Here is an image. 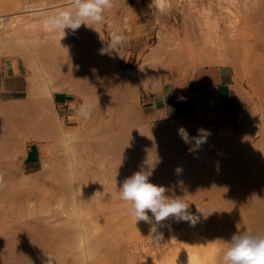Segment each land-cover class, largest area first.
<instances>
[{"label": "rangeland", "instance_id": "1", "mask_svg": "<svg viewBox=\"0 0 264 264\" xmlns=\"http://www.w3.org/2000/svg\"><path fill=\"white\" fill-rule=\"evenodd\" d=\"M136 1L138 0H133V4ZM150 1L152 3V0ZM222 1H226V3ZM222 1L220 4V0H168V2L170 3V7L166 10V12L161 13L163 16L160 15V13L156 16V22L152 29V37L149 38V42H147L146 44L127 43L128 36L132 34L131 29L132 25L134 24L132 10L130 9L131 6L129 5L128 0L127 7L124 6L125 8L123 7V10L121 9L122 5H120V9H116L118 12H115V14L109 12L107 13L106 11L105 20L102 22L103 24H101V29L103 32L102 44H106L108 46L111 43L113 33L116 34L118 32L117 34H122L126 38L125 42L120 44L122 47L120 48V45H118V47L115 48L116 50H112L114 51V53L110 49V54L112 53L111 55H113L115 54V52H118V56L120 55L122 59V63L119 65L120 72L122 70V72L125 71L124 73H132L135 76L133 81L134 83L130 88L128 87L127 89L126 86H123L124 88L120 87V90L117 88H112L113 84L110 83H113V77H109L110 75L105 74V72L103 74V71L100 70L99 72H102V75H100L101 73H98V76H100L99 79L102 78V82L104 80V83H102L98 79L99 82H101V85L99 82H96V85L91 84L92 91L91 88L87 89L86 85H83V87L82 85L78 84L80 85L79 88L82 87L81 89H79L75 85L76 83L72 84L75 86L71 85V87H74L75 89L78 88L79 90L77 89V91H86L80 96V110L81 113L84 109L88 110L89 115L87 118H85L81 114L82 121H80V123L78 124V126H80L77 127L78 130L76 129V131H78V136H76V141L74 142V144H77L76 146L79 147L78 151L83 155V157L86 158V154H88L87 156L92 160H90V164L93 162L91 166L89 165V167L91 168L90 170H93L94 172H91L93 176L90 174L92 182L90 181L91 183H89V188L93 190L90 191L89 189V193L93 194L95 190L100 191L103 187L105 188V185H102L103 187L99 185V183L104 184L101 169L102 164L105 165L107 169V177L109 176V178H107L108 183H119L120 179L123 178V175L122 177H120V168H123L124 170L127 165L130 166V164L132 163V166L130 167L132 169L130 172L131 176L138 171L148 172L150 173L149 182L153 183L154 181L155 185L157 184V186L161 182L157 179L156 176L157 174H159L158 170L160 169V167L163 166V171L166 169L163 174L164 176L166 174V183L163 182L164 185L162 187H164L167 191L169 190L168 192H165V196L170 199H180L183 202L189 204L188 211L194 216L199 217L195 225H192L186 221L177 220L174 217L168 218L161 224L156 225V222L150 212L148 213V215L152 221L151 223L142 220L137 221L134 216L129 214L128 203L122 201L121 199H117L115 201L102 200L100 203H92L90 199H88L87 204L86 206H83L81 213L76 214L74 210L75 204L72 201L74 197L70 196V192H68L67 190L56 191L54 188L48 187L52 179L55 180V174H53L51 170L48 171L49 169L46 170L43 165V163H45L46 161L45 157H48V155L50 154V163L52 164V166L54 165V168L60 169L56 176L58 180L57 185H65L67 183H70V185L72 184L73 176L71 166L64 160L66 146L61 143L62 141H59L60 138H58L59 140L56 138L52 142H50L49 140L40 141L41 157L40 162L37 164L38 170L32 171L30 174H25L23 165L19 163L22 159L18 161V167L20 168V170H18L19 168H17V172L22 175V178L24 179L23 184L30 175H39L40 173H42V175L38 177V183H34L33 186L35 187L31 189L32 186L29 185L31 193H26L28 195L27 199H25L24 202L19 199H14L12 205L22 204L24 208H29V206L32 205V207H34V204L38 205V199L41 196L47 195L48 193L52 194L54 198L52 197L53 199L48 201L47 204L41 208H38L36 205L35 209L33 210L26 209L27 212L24 213V215L22 214L21 216H16V221L20 224L37 221L39 225H42L44 227H47V222H49L51 225L62 227L65 233L64 242L62 243L66 248V252L64 255L69 259V264H102L99 259L102 255V251L104 250V248H106L107 244H111V242L113 241V238L111 237V231L113 228H121L120 230L122 231V234L119 236L120 240L117 241L122 249L120 251H117L116 254L117 256L123 257V264H128L129 262L130 264H172L174 260L182 256L188 248L201 253L207 251L210 259L212 258V255L210 256V254L213 253L215 257H213L212 262L213 264H218V258L221 250L226 249L228 246L227 242L231 240L229 230H234L237 233L247 232L245 231L247 230L246 228H244L245 226L240 227V225H238L237 223H226V221H224L225 218L223 219V217L228 218L231 215V211L229 210V202L231 201V198H234L236 196L235 194L237 191L243 193L242 196L245 197V193H247L248 190L252 189L250 185L254 181L247 179V181L249 182L247 183L245 181L247 175L246 177H243L246 174L244 171V169H246L244 168L246 167L244 163L245 158L247 159V157L249 156L250 150L254 151L255 149L260 148L258 151L255 150L256 153H259L260 151L264 152V48L260 40L256 38V28L244 22V18L246 17L247 13H249L250 11L252 12L255 9L262 10L264 9V7H233L232 5L229 7V3H227V0ZM224 4L226 5L224 6ZM187 5H189V7ZM52 8L54 9L55 7ZM111 14L114 17H111ZM122 17L124 18L122 19ZM114 22L115 25L112 26ZM213 26L216 27V29L213 28ZM81 27L82 26H80L78 30H75L73 40L74 42L76 41V43L78 42V44L81 45V48H79L78 46L79 50L81 49V52H85L87 51L84 50L87 49V38L86 35H84L85 29L83 30L81 29ZM83 28H85L84 25ZM69 31L72 32L73 30L69 29ZM211 31H213L214 34ZM80 33L83 35H81ZM78 34H80L81 36ZM81 39L84 41H82ZM91 40V46L94 48V52L97 53L100 49L99 38L97 39V37L94 36ZM188 43L194 45L196 52L198 51L203 53L204 51L203 56L210 57L213 55L217 56V59L212 63H205L206 65L203 63L195 64L193 62V59L184 52L185 54L182 58H179V60H172L171 62V60L169 59L170 57L168 58V53L170 54L171 49L176 48V46H178L179 44L182 45V47L184 46L182 48L183 50H185V48L187 50L189 45ZM0 57H7L6 51L1 48ZM219 57H222L223 59L225 58V61H223ZM125 58H129L130 61L128 59L126 60ZM126 62H128V64L125 65ZM208 65H232L235 68L237 80L244 93L242 94L238 102V123H236L234 127H230V129L225 127H205L203 124H198L195 121L177 122L176 124L172 125L169 130L171 131L173 127L181 128L184 126L183 128H185L189 136V143L186 144L183 140V146L181 148H175V152L170 150H165L164 152V150H159L156 147L151 148L156 144L152 143V140L150 139V137L152 136H148L146 139L145 135L141 134L142 131L136 128L139 125L127 123V119L129 118V109H132L136 116L146 115V113H144L142 109V95L150 93L152 91L147 92L143 89L137 88V86H143L144 84L146 86L149 82L150 86H154L153 89H155L156 85H160L162 82L168 81L171 78L176 77L177 75L188 74L197 70L198 68ZM46 66L45 68H48ZM25 76L26 82L28 83L29 87V73L27 70L25 71ZM103 85L105 86L103 87ZM114 89H117L116 92H121V89L123 90L119 97V94L114 95ZM110 91H112L111 94L109 93ZM114 96H116L115 99ZM106 98L108 100V103L105 102ZM111 100L113 101L114 105L113 103H111ZM113 106H117L115 107L116 109ZM119 109H121V111ZM59 116L63 123L64 130L71 132L72 129H69V127L64 124L63 117L61 115ZM129 120L133 121V123L136 122L135 124H139V122H143L145 119L142 118L137 120L134 118H129ZM113 122L116 124H114ZM84 124L86 127L88 126L87 132H89L90 134L81 132L84 129ZM148 126L152 131L151 128H153V126ZM153 129L154 131L156 130L155 128ZM198 129H204L206 133H210V135L208 134L206 137V142L202 143L199 146L201 149L199 147L196 148L195 140L192 139L194 137H198V135H201L198 133ZM134 130L137 132L135 133ZM224 130H229L232 132L233 139L231 142H227L220 137L221 132H223ZM117 132L122 133L123 135L117 134ZM128 132L130 133L127 134ZM124 133H126L127 135L124 136ZM113 134L114 137L117 135V137H124L126 139L129 135L128 142H131L132 146L130 147L128 142H126V139L125 141L121 139V141H123V143L121 144L123 145L125 143V148L121 145L120 149L117 148V150L115 149V151L112 150L113 148L108 142L111 141L110 138L113 137ZM174 134L180 135L179 132ZM26 140L27 139H25V142L28 141ZM146 142L148 143L145 144ZM142 143L145 144V147L148 146L150 148L144 150V148L141 146ZM111 144H113V142H111ZM41 145L43 147L45 146L44 150L42 149ZM103 147L105 150L103 149ZM223 148H226V151ZM46 149L49 150L47 151V153L45 151ZM190 149L192 150L190 151ZM244 149H246L247 151L243 152ZM103 150L105 151V153L103 152ZM85 151L88 153H86ZM194 152H196L197 154ZM22 154L24 155V152ZM23 155H20L19 157L23 158ZM233 155H237V159ZM130 156L132 158L131 161H129V159H131ZM204 156L207 157L205 158ZM121 158L123 159L121 160ZM233 158L236 159V163L235 159ZM172 162H174L173 167L175 168L173 169V171L176 172L173 173L174 177L176 178V183L172 182V180L169 178L170 172H173L170 170ZM237 162L238 164H240L239 162H241V166L238 165ZM122 163H126V165L124 166L122 165ZM232 163H234V166H231ZM183 166L186 169L182 170ZM195 166H197L198 169H195ZM238 166L240 167L238 168ZM144 167L147 168L144 169ZM150 167H153V169H149ZM155 167H159L157 171L154 169ZM192 167L195 170H192ZM234 168L238 169L234 170ZM240 168H243L241 170V176L243 177V180L239 178V173L237 174V171L240 172ZM43 169H45L47 172L45 173L44 170L43 173ZM189 169L192 170V173L194 171L195 175L192 174L191 170ZM204 169L206 171L203 172H205L207 175L204 173L205 175L202 174L204 175L202 176L200 173H198V171ZM230 170L236 171L234 173V175H236L234 176L232 171ZM242 171H244L245 174H243ZM130 173L128 175H130ZM197 173L199 179L195 177ZM122 174L126 175L125 172ZM229 174H231V176H229ZM153 175H155V177ZM187 175L191 176V178L189 177L191 179L190 181H192L193 178V181L197 180L198 182H195L198 185H193L192 189L194 191H191L192 189L187 190V188H185L186 182L187 180H189L187 179ZM118 176L120 177V179H118ZM131 176H128V178ZM202 177L204 178L203 180L201 179ZM232 177L234 182L237 180V183L233 182ZM49 179H51V181ZM108 179L110 180V182ZM117 179L119 181H117ZM178 182L180 185L178 184ZM245 182L248 185H246ZM170 183L173 185H171ZM111 184L112 183H110V185ZM166 184L168 188H166ZM175 184L179 186H174ZM51 185H53V182H51ZM113 186H115V184ZM172 186H174V188ZM238 186L240 188H238ZM100 187L102 188L100 189ZM231 187H236L237 191L235 192L234 189L233 192V188L230 189ZM115 188L118 189V186H115ZM176 188L179 189L174 190ZM184 189H186L187 191ZM105 191L106 188L103 192ZM229 192L230 194L233 192L232 194L234 195H230ZM240 192L239 194H241ZM31 194L34 197H32ZM35 197L38 199L36 200ZM30 198H32L33 200H30ZM29 200L31 202L33 201V203L29 204ZM224 207H226V209H224ZM217 213H219V215ZM218 216H221L220 218H222L221 220H223V222L219 220L220 218H218ZM79 222H82L84 224L86 228L84 232L80 231ZM219 223H224L225 225L223 224V226H221ZM153 228H155V231H153ZM43 233L47 234L45 232H42V234ZM104 233H108L105 237L106 242H104V244H102L103 242H98L99 248L96 249L95 244L97 240L103 239V237L101 236H103ZM82 241L86 242L88 245V260H86L85 254L81 250ZM3 245L5 247V244ZM30 248L35 250L36 248H38L37 252L41 251V248H39V246L34 247L33 245ZM210 259L209 263L211 264L212 262ZM34 263L37 264V261H34Z\"/></svg>", "mask_w": 264, "mask_h": 264}, {"label": "bare ground", "instance_id": "2", "mask_svg": "<svg viewBox=\"0 0 264 264\" xmlns=\"http://www.w3.org/2000/svg\"><path fill=\"white\" fill-rule=\"evenodd\" d=\"M221 1L222 0H220V4H221ZM227 1H228L227 3H229L228 4L229 7L231 5L233 7H264V0H227ZM217 2H216V4H217ZM222 2L226 3V1H222ZM139 3H140V0L136 1L134 3L135 7H140ZM72 4H73V0H0V48L3 49L4 51H6L8 58H10V59H22L24 61L25 65H26L27 71L29 73V78L28 79H29V83H30V88L28 89L29 90V92H28V100L26 102H24V110H25L26 113L28 112V110L32 109V106L34 104H36V103L38 104V102H41L40 105L41 104L43 105L42 109L40 108L42 110V113L43 112H47V111H51L52 109L50 108V110H49L47 107H50L49 104L53 103V98H54L53 96H54L55 92H66V93L67 92H71V93H73V92L77 91V89L80 87V85H82V86L86 85V88L87 89L91 88V91H92V85H96V82H99V80L101 81V79H102V78L99 79L100 76H98V73L99 74L101 73L100 75H102V72H99L100 70L103 71V74L105 72V74L110 75L109 77H113V83H110V84H113L112 88H117V89L120 90V87L124 88L126 86V89H127L128 87L130 88L132 86V84L134 83L133 81H134V77L135 76L132 73H130V72L129 73H127V72L124 73L125 71L122 72V70L120 72L119 65L122 63V61H121L122 59H121L120 55L118 56V52L117 53L115 52V54L111 55L112 53L110 54V49L108 48V46L106 44H102L103 32H102V29H101V26H102L101 24H103V23L92 24V25H89V26L84 25L85 28H83V25H81L82 26L81 29H83V30L85 29V32H84L85 34L84 35H86V38H87V42H86L87 43V49H84V50H87V51H85V52H81L80 51L81 49L79 50V48H81V45L78 44V42L76 43V41L74 42V40H73L75 31L71 32V31H69L68 28H66L64 30V32L63 31H57V30H54L49 25L48 21H49L50 18L55 17L56 15H58L62 11H70L71 8H72ZM167 4H168L167 9H168L170 7V3L168 2V0H167ZM120 5H122V7ZM153 5H154V3H153ZM189 5H187V6L189 7ZM225 5L226 4H224V6ZM124 6L127 7V0H113V7H112V9L107 10V13L109 12V13H114L115 14V12H118L117 11L118 8L120 9V7H121V9L123 10ZM152 6H151V8H152ZM182 6H184V5H182ZM52 7H55V8L53 9ZM154 7H156L155 9H157L156 5H154ZM218 7H220V6H218ZM166 10L164 12H166ZM164 12H160V15H162L161 13H164ZM247 15H246V17L244 16L245 18L243 17L244 18V22H246V24H250V25H252V26H254L256 28V38L258 40H260V42L262 43V46L264 48V9H262V10L255 9L254 11H252V12L250 11L249 13H247ZM111 17H114V16H112V14H111ZM123 18L124 17H122V19ZM125 18H126V16H125ZM157 21H159V20H157ZM114 25H115V22H114V24L112 26H114ZM116 28H118V27H116ZM213 28L216 29V27H214V26H213ZM211 32H213V31H211ZM80 34H78V35H80ZM213 34H214V32H213ZM76 35H77V33H76ZM81 35H83V34H81ZM94 36L97 37V39L99 38V44H100L99 48L100 49H99V51L97 53L94 52V48L91 46V44H92L91 43V41H92L91 39ZM82 41H84V40H82ZM78 46H79V48H78ZM119 47L121 48L122 46L120 45ZM183 47H182V45L178 44V46H176V48L171 49L170 54L168 53V58L170 57L169 59L171 60V62H172V60L173 61L174 60H179V58H182L185 53L190 58L193 59V62L195 64L196 63H201V64L202 63L203 64L206 63L207 64V62H211L212 63V62H214L217 59V56H213V55L210 56V57L203 56L204 51H203V53L202 52H198V51L196 52L195 48H194V45H192V44L188 45L187 50H186V48H185V50H183L182 49ZM101 49H105V53L104 54H101ZM111 51H112V49H111ZM200 51H201V49H200ZM112 52L114 53V51H112ZM127 59L129 60V58H127ZM220 59L225 61L224 60L225 58L223 59L221 57ZM126 64H128V62H126L125 65ZM45 66L48 67V68H45ZM111 80H112V78H111ZM106 81H105V83H106ZM101 82H99L100 85H101ZM73 83L74 84L76 83L75 85L78 88L75 89L74 87H71V85ZM102 83H104V80H103ZM78 84H80V85H78ZM75 85H72V86H75ZM104 86L105 85H103V87ZM81 88H79V89H81ZM137 88L143 89L144 91H147V92L154 90L153 89L154 86H150L149 82H148V85L145 86V84H144L143 86L142 85L141 86H137ZM116 90L114 89V91H115L114 95L115 94H117V95L119 94L118 95V97H119L123 90L121 89V92L118 91L119 93L116 92ZM76 93L80 94V91L76 92ZM109 93L111 94L112 91H110ZM115 97L116 96H114V99H115ZM106 100H107V98H106ZM106 100H105V102L108 103V100L107 101ZM111 103H113V101ZM113 105H114V103H113ZM115 107H117V106H115ZM43 109H46L47 111L46 110L44 111ZM53 109L55 110V108H53ZM127 109H129V108H127ZM119 110L121 111V109H119ZM10 113H12V112H10ZM136 113H137V111H136ZM35 114H36V112H35ZM121 114H122V112H121ZM47 115H49V112H47L45 116H47ZM128 115H129V118H134V119H137V120L143 118L142 116H136V114H134L132 109H129ZM11 116L12 115H10V117ZM32 116H34V115H32ZM49 116H47L48 119L45 117V119L48 120V122L46 120H45L46 122L45 121L44 122H45V124L46 123H48V124L51 123L52 124L51 128L53 129V131H51V132H56V133H53V134H57L55 138H57V139L60 138V140L59 139L58 140L60 142L62 141L61 143H63L66 146V153L64 155V160L66 162H68L70 164V166H71L73 182H72L71 185H70V183H67L65 185H59V184L57 185V181L58 180H57L56 176H57V174H58L60 169L54 168V165L52 166V164L50 163L51 162V159H50L51 156L49 154L48 157L44 156L46 158V161H45V163H43V165H44V168H46V170L49 169L48 171L51 170L52 173L55 174L54 175V177H55L54 179L55 180L52 179V181H51V179H49L51 182H53V185H51V182H50V185H48V187L49 188H54L56 191L57 190H67L68 192H70V196L74 197L72 199V201L75 204V209L74 210H75L76 214H80L81 213L82 208H83L84 205L86 206L88 199H90V201L92 203H100L102 200L115 201L117 199H120V195H119L120 187L122 186V184L125 181V179L128 178V176H131L130 172H131L132 169L130 167L132 166L131 165L132 163L130 164V162H129L130 166L127 165L124 170H123V168L122 169L120 168V171H121L120 175L121 176L120 175L119 176L122 177V175H123V178L120 179L119 176H118L119 178L117 177L118 179H120V181L117 179V181H119V183H117L118 185L114 182L115 186L116 187L118 186V189H116L115 186H113L114 185L113 182H110L109 179H108L109 182L112 183L113 185L112 184L110 185V183H108L107 178H109V176L107 177V169H106L105 165H103L101 163L102 164L101 165V169H102V174H103L102 177H103V183L104 184L99 183V185L100 186H102V185L104 186L105 185L106 191L103 192L105 188L102 186L104 189L102 187H100V189L102 188V190H100V191L99 190L98 191L95 190L93 194H90L89 193V189H90L89 188V183L92 182L90 174L93 176V174L91 173V172H93V170L92 171L90 170L91 168L89 167V165L91 166L93 162L90 164V160L91 159L87 156L88 154H86V158L83 157V155L78 151L79 147L76 146L77 144L76 145L74 144V142L76 141V136H78L77 135L78 131H71V132L70 131H65L64 127H63V123H62V121L60 119V116L55 111L53 112V114H51V116H53V118L50 117V118H52L51 120H50ZM10 117H9V119H10ZM129 118H128V120H129ZM11 120L13 121V119H11ZM129 121H131V120H129ZM29 122H30V119H29ZM39 122L40 121H38V123ZM134 123H136V122H134ZM139 123L141 124L143 122H139ZM114 124H116V123H114ZM130 124H131V122H130ZM34 125L36 126V124H34ZM39 125H41V124H39ZM9 126L11 128V125H9ZM142 126H143V124H142ZM34 127H32V128L34 130H36ZM47 128L49 129V127H46V129ZM109 128H110V125H109ZM157 129H160V128H157ZM179 129H180V127H173L171 129V131L168 130L167 134H170V135L172 134L173 135L174 133L179 132ZM11 130L12 129H10V131ZM34 130H32V131L34 132ZM165 130L167 131V129H165ZM141 131H143V130H141ZM149 131H151V130L149 129ZM156 131H155V133H156ZM164 131L162 130L161 133L166 136V134H164L165 133ZM11 132H13V131H11ZM136 132L137 131H135V133ZM144 132H145V130H144ZM129 133L130 132H128V134ZM32 134L34 135V133H32ZM117 134H119V133L117 132ZM141 134H143V133H141ZM153 134L154 133H152V135ZM50 135H52V134L50 133ZM138 135H140V134H138ZM170 135H167V137H165V138H168V136L170 137ZM232 135L233 134H232L231 131L224 130L223 132H221L220 137L223 140L227 141V142H231L232 139H233ZM34 136L36 137L37 135L35 134ZM113 137H114V134H113ZM116 137H117V135H116ZM153 137H154V135H153ZM158 137H159V135H158ZM23 138L27 139V140H31L34 137H30V135H29V136H25ZM44 138H47V137H44ZM52 138H54V137H52ZM128 138H129V135H128ZM208 138H210V137H208ZM38 139H37V141H38ZM121 139H123V141H125L124 137H121L120 140ZM163 139H164V137H163ZM176 140H177V138H176ZM41 141H44V140L41 139ZM123 141H121V143H123ZM166 141H167V139H166ZM109 143H111V142H109ZM124 144L123 145L121 144V145L124 147ZM137 144H139V143H137ZM21 145H23V144H21ZM161 145H162V143H161ZM112 146H113V144H112ZM116 146H118V145H116ZM137 146H139V145H137ZM44 147L42 146L43 150L45 149ZM103 149H104V147H103ZM259 149H255V150L258 151ZM18 150H19V148H18ZM104 150H103V152L105 153ZM45 151L47 153V151H49V150L46 149ZM125 151H126V149H125ZM246 151H247L246 149L243 150V152H246ZM254 151L250 150L249 156L247 157V159L245 158V162L243 161L245 163V165H246V167H244V168H246V169H244L246 174L244 173V171H242L243 174H245V176H243V177H246V175H247V178H245L246 179L245 181L247 183H249L247 181V179H249L251 181H254L250 185L252 187V189L248 190V192L245 193V197H243L242 196L243 193H241L240 191H237L236 187L235 188H233V187L230 188V189L233 188L232 191L235 189V192L237 191L238 194L236 192V194H235L236 196L234 198H231L230 202L228 201L229 202V210L231 211V213H230L231 215L229 216V214H228L229 217L228 218L227 217H223V219L225 218L224 221H226V223H230V224L237 223L238 225H240V227L245 226L244 228L247 229L245 231H247L248 233H253V234L259 233V234L264 235V152L260 151L259 153H256V151L255 152ZM17 153H20V151L17 152ZM86 153H88V152H86ZM194 153H196V152H194ZM142 154H143V152H142ZM13 155L15 156L14 153H13ZM17 155L20 156V154H16V158H17ZM21 155H23V154H21ZM158 155H160V154H158ZM19 156H18V158H20V159H18V160L20 161L22 158L19 157ZM190 156H192V155H190ZM207 156H209V155H207ZM207 156H204V157L206 158ZM210 156H212V155H210ZM236 156H234V157L236 158ZM156 157H158V156H156ZM6 158L8 159V157H6ZM119 158H120V156H119ZM130 158H131V156H130ZM235 158H233V159H235ZM122 159L123 158H121V160ZM139 159H140V156H139ZM165 159H167V158H165ZM194 159H196V158H194ZM236 159H235V163H236ZM131 160H132V158L129 159V161H131ZM14 162H16V159H15ZM185 162H186V160H185ZM241 162H239V163L241 164ZM173 163L174 162H172L171 168L169 166L171 171H173V169H175L173 167ZM196 163H198V162H196ZM203 163H205V162H203ZM17 164H18L17 162L16 163L12 162L11 169H10L11 175L15 173ZM237 164H238V162H237ZM240 164H238V165H240ZM122 165L125 166L126 163L125 164L122 163ZM232 165L234 166V163H232L231 166ZM186 166H187V164H186ZM240 166H238V168ZM159 167L154 168V169L157 171V169ZM193 167L191 168L192 170L194 169ZM195 167H196L195 169H198L197 166H195ZM230 167H229V169H230ZM238 168H234V170L235 169L237 170ZM140 169H142V168H140ZM183 169H186V168H184V166H183L182 170ZM191 169H189V170H191ZM242 169L243 168H240L239 169L240 172L237 171V174L239 173L238 175L240 177L239 176L238 177L243 180V177L241 176V170ZM18 170H20V168ZM44 170L45 169L42 170L43 173H44ZM46 170H45V173L47 172ZM192 170H191V173H192ZM234 170H230V171H232L233 175L236 172ZM112 171H114V170H112ZM164 171H163V166L160 167V169L158 170L159 174H157L156 177L161 182V183H159L158 186H163L164 185L163 182L166 183V181H165L166 174H165V176L163 175ZM201 171H198V173H200L202 175V174L205 173L203 171H206V170L204 169V170H201ZM124 172L126 173V175L122 174ZM189 172H187V173H189ZM17 173H19V172H17ZM37 173H39V172H37ZM37 173H35V174H37ZM129 173H130V175H128ZM173 173H176V172L175 171L170 172L169 178L172 180V182H175L176 178L174 177ZM198 173H197V175L195 177H197L199 179ZM192 174H194V171H193ZM41 175H42V173H40L39 175H32V176L30 175L29 178H27V180L25 181V183L22 184L18 189H12V190H11V188L8 189L9 191L11 190V192L9 194V197L8 198L5 197L8 200L3 199L4 201L1 200V202H0V240L3 241V242H1L2 244H5V247L0 250V264H35L34 261H37V264H48L49 257H51V264H69V262H70L69 259L64 255L65 252H66V248H65V245L62 244V243L64 242L65 233H64V229L62 227L57 226V225H51L49 222H47V227L46 226L44 227L42 225H39L37 223V221H35V222L31 221V222L23 223V224H20V223H18L16 221L17 220L16 216H21L22 214L24 215V213L27 212L26 209L27 210L28 209L29 210L35 209V206L37 204H34V207H32L33 206L32 205V206H29V208H24V206L22 204L12 205L13 200L14 199H19V200L24 202V200L27 199V197H28V195L26 193L30 192L29 187L32 186L31 189L33 187H35L33 185H34V183L36 184L38 182L37 179ZM161 175L164 176V177H162ZM204 175H202V176H204ZM12 176H14V175H12ZM153 176L155 177V175H153ZM229 176H231V174H229ZM189 177L191 178V176L187 175V179H189V180H187V182H186V185H185L186 187L184 186L185 188H187V190L192 189L194 184L198 185L197 184L198 183L197 180L193 181L194 179L192 178V181H193L192 182V181H190L191 179ZM233 177H232V180H233ZM98 178H99V176H98ZM197 178H195V179H197ZM226 178H228V177H226ZM113 179H114V177H113ZM201 179L203 180L204 178L202 177ZM236 179H237V177H236ZM226 181H228V180H226ZM195 182H197V183H195ZM233 182H234V180H233ZM48 183H49V181H48ZM204 183H205V180H204ZM234 183H237V180ZM247 183H246V185H248ZM153 184H155L154 181H153ZM178 184H179V182H178ZM171 185H173V184H171ZM176 185L177 184H175L174 186H176ZM179 185H177V186H179ZM92 186H94V185H92ZM174 186H172V187L174 188ZM9 187H11V186H8V188ZM166 188H168L167 184H166ZM238 188H240V187L238 186ZM178 189L176 188L174 190H178ZM14 190H16V191H14ZM92 190L93 189H90V191H92ZM184 190H186V189H184ZM191 191H194V190L192 189ZM239 192L241 194H239ZM244 192H245V188H244ZM232 193L230 194V192H229L230 195H234ZM31 196L34 197L32 194H31ZM52 197H53L52 194H49V193L47 195H45V196H41L39 199L35 197L36 200L38 199L37 207L38 208L43 207L44 205L47 204L48 201H50V200H52L54 198V197L53 198ZM72 197H70V198H72ZM1 199H2V197H1ZM30 200H33V199L30 198ZM228 202H227V205H228ZM31 203H33V201L32 202L30 201L29 204H31ZM217 203H219V202H217ZM224 209H226V207H224ZM227 210H228V206H227ZM217 212H219V211H217ZM217 214L219 215V213H217ZM220 217L218 216V218H220ZM221 219L222 218H220L219 220H221ZM221 221L223 222V220H221ZM223 224L224 223H222L220 225L223 226ZM156 225H158V224L156 223ZM235 226H236V224H235ZM237 227H239V226H237ZM79 228H80L81 232H84V230L86 229L82 222H79ZM120 229L119 228H113L112 229L111 237L113 238V241L111 242V244H107L106 243L107 246L102 251V255L100 256V259H99L102 262V264H123V262H124L123 257L117 256V254H116L117 251H120L122 249L121 246L117 242L118 240H120L119 236L122 234V231ZM42 232H45L47 234H44V233L42 234ZM236 233L237 232H235L234 230H229V234H230L231 237L234 234H236ZM107 234L108 233H106V234L104 233L103 236H101V237H103L104 240L103 239L102 240H100V239L97 240V242L95 244L96 245V249L99 248V246H98L99 243L103 242L102 244H104V242H106L105 241V237L107 236ZM114 236H115V238H114ZM114 239H116V240H114ZM33 245H34V247H38L39 246V248H41V251L37 252L38 248H36V250L35 249H31L30 247H32ZM87 246L88 245H87L86 242H84V241L81 242V250L85 254L86 260L89 259V256H88L89 249L87 248ZM207 253H208L207 251H205L204 253H201V252H198V251L193 250L191 248H188L184 252V254L182 256L178 257L177 259H175L172 264H210L209 263V259L210 258L208 256L209 254H207ZM211 255H212V258L210 260L212 262L213 261L212 259L215 256L213 255V253H211L210 256ZM31 262H33V263H31ZM128 264H130V262ZM211 264H213V262Z\"/></svg>", "mask_w": 264, "mask_h": 264}, {"label": "crops", "instance_id": "3", "mask_svg": "<svg viewBox=\"0 0 264 264\" xmlns=\"http://www.w3.org/2000/svg\"><path fill=\"white\" fill-rule=\"evenodd\" d=\"M128 1L131 6L130 9L132 10L134 24L131 29L132 34L128 36L127 43L146 44L149 42V38L152 37V29L156 22V16L160 12L155 9L156 7L152 6L150 0H140V7H135L132 2L133 0ZM26 70V65L22 59L0 57V202L1 200L4 201L3 199L8 200L7 198L11 190L18 189L23 184L24 179L22 175L16 173L18 164L15 173L12 174L14 176L10 173L12 162L18 163L19 161V155H17L16 158V154L21 155L24 151L20 164L23 165L24 173L30 174L32 171L38 170L37 164L40 162L41 157V139L45 141L49 140L50 142L56 139L55 137L57 134H53L56 132H51L53 131L51 123H49L50 125L48 123L45 124L46 121L48 122L45 117L47 118V116L50 115L49 118H53L51 114H53L54 111L57 112V114L63 117L64 124L69 127V129H72V131H76L77 127H79L78 124L82 121L80 95L86 91H80V94L76 93L79 91L73 93L55 92L53 103L49 104L50 107H47L49 110L51 108L53 111L51 110V112L43 109L49 112L47 116H45L47 112H43L44 114L42 113L41 109L43 105H40L41 102L34 104L32 109L28 110L26 113L24 110V102L28 100V89L30 88L26 82ZM154 90V92L152 91L142 95V109L143 112L146 113V115L142 117L146 119L143 121V123H145L135 124L127 119V123L131 122V124L139 125L136 128L143 130L142 133L145 135L146 139L148 136H152L150 139H153L152 143L156 144L151 148L156 147L159 150H170L173 152H175V148H181L183 146L181 135L171 134V136L167 134L169 128L177 122L195 121L198 124H203L205 127L225 128L234 127L236 123H238V102L244 93L237 80L236 70L232 65L204 66L191 73L177 75L168 81H164L160 85H156ZM53 108H55V110ZM10 115L12 116L10 117ZM52 118H50V120ZM11 119H13L14 122ZM38 121L40 122L38 123ZM34 124H36L37 127ZM9 125H11V128ZM148 125H152L153 128L157 130H155L156 133L153 128L152 131H149ZM46 127H49V129H46ZM83 128L85 130L83 129L81 131L82 133L90 134L87 132L88 126H83ZM10 129H12L11 131L13 132H11ZM165 129H167V131ZM32 130H34V132ZM162 130H165L164 134H166V136L161 133ZM151 132L154 133L153 135L156 139ZM32 133L37 136L35 137ZM50 133L52 135H50ZM119 134L121 135V133ZM127 134L124 133L125 136ZM26 135H30V137L34 138L25 142L23 137ZM167 135H170V137L168 136V138H165ZM110 140L109 142H113V146L111 143L110 145L114 151L117 147L120 148V137H111ZM128 140L127 137L126 142H128ZM147 143L148 142L145 144ZM128 144L132 146L131 142H128ZM145 144H141L144 149L150 148L145 147ZM19 151L20 153H17ZM6 157H8V159ZM14 158L16 162H14ZM144 169L146 168L144 167ZM149 169H153V167ZM8 186L11 187L8 188ZM10 188L11 190L9 191L8 189ZM3 247L4 245L0 240V250Z\"/></svg>", "mask_w": 264, "mask_h": 264}, {"label": "clouds", "instance_id": "4", "mask_svg": "<svg viewBox=\"0 0 264 264\" xmlns=\"http://www.w3.org/2000/svg\"><path fill=\"white\" fill-rule=\"evenodd\" d=\"M157 10L164 12L167 7V0H152ZM113 0H73L70 11H62L53 18H50L49 25L57 31H63L68 28L73 31L81 25L100 24L105 19V12L112 9ZM126 38L122 34H113L109 49L115 48L124 43ZM105 49H101V54ZM85 118L89 111L84 109L81 113ZM198 137L195 140V146L198 148L206 142V133L204 129H198ZM179 134L185 143H189L187 131L181 127ZM192 149H190L191 151ZM148 172L138 171L131 177L126 178L120 187V199L128 203V212L134 216L137 221L151 223L148 215L150 212L157 224H161L168 218L174 217L177 220L189 222L192 225L197 223L199 217L191 214L189 204L180 199H170L165 196L166 189L149 182ZM155 231V228H153ZM226 249L221 250L218 258V264H264V235L256 233H236L227 242ZM48 264H51L49 257Z\"/></svg>", "mask_w": 264, "mask_h": 264}]
</instances>
